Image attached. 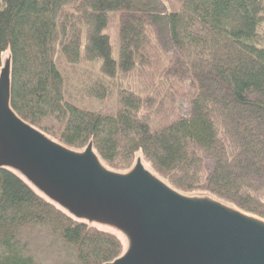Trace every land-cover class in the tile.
Here are the masks:
<instances>
[{"label":"trees","instance_id":"16d2710c","mask_svg":"<svg viewBox=\"0 0 264 264\" xmlns=\"http://www.w3.org/2000/svg\"><path fill=\"white\" fill-rule=\"evenodd\" d=\"M156 1L0 0L10 107L70 150L91 143L111 171L127 172L139 157L175 191L264 220V0H168L163 16L152 13ZM115 12L118 62L106 34ZM161 24L177 55L151 74ZM135 73L168 76L180 89L187 82L191 117L161 122L156 94L142 97L153 85L122 86ZM116 91L111 111L78 105ZM124 250L113 232L76 220L0 168V264H106Z\"/></svg>","mask_w":264,"mask_h":264},{"label":"water","instance_id":"95a60500","mask_svg":"<svg viewBox=\"0 0 264 264\" xmlns=\"http://www.w3.org/2000/svg\"><path fill=\"white\" fill-rule=\"evenodd\" d=\"M0 168L10 169L76 220L125 240L106 264H264V220L204 196L183 195L147 170L102 165L89 143L73 151L10 107V59L0 70Z\"/></svg>","mask_w":264,"mask_h":264},{"label":"rangeland","instance_id":"374dc122","mask_svg":"<svg viewBox=\"0 0 264 264\" xmlns=\"http://www.w3.org/2000/svg\"><path fill=\"white\" fill-rule=\"evenodd\" d=\"M150 2V0H147ZM170 11L168 0H157L155 9L152 13L165 15ZM119 22H120V13L115 12L110 18V23L106 29V34L109 37L111 45V57L114 61L118 62L119 60ZM156 43L158 48L162 52V56L158 54L149 61L148 70L146 72L151 73V69H156L159 64L165 65L164 58H174L177 55V49L172 44L170 39L169 29L166 25L161 24L158 28V37ZM6 55L4 56V58ZM62 70V67L60 68ZM133 83L136 86L145 88L147 86L153 85V88L148 91V95H143L142 97H154L156 94L157 98L161 103L160 106L153 112L154 115L163 114L161 117V122H166L172 117L174 118H184L189 119L192 114L191 104L189 101L190 97V86L187 82H183L181 89L177 86H170L171 78L166 77H155L150 79V75L145 74L144 78L140 74L135 73V75L125 78L123 80L122 86H127V83ZM155 85V86H154ZM169 87H172L169 91ZM157 88V90H155ZM173 92V93H172ZM117 103V91L114 92L110 98L103 101H97L93 99L81 100L78 102L80 107L96 111V112H107L115 108ZM98 228L106 231H111L116 234L125 244L124 238L117 232L107 228L98 226ZM126 245V244H125Z\"/></svg>","mask_w":264,"mask_h":264}]
</instances>
